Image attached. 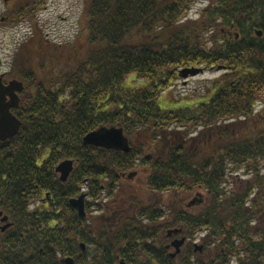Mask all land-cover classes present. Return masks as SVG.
<instances>
[{
	"label": "trees",
	"instance_id": "trees-1",
	"mask_svg": "<svg viewBox=\"0 0 264 264\" xmlns=\"http://www.w3.org/2000/svg\"><path fill=\"white\" fill-rule=\"evenodd\" d=\"M195 4L90 0L78 47L39 30L23 44L26 68L15 74L31 99L14 110L19 134L0 141V212L11 224L0 232V264H264V0H216L189 19ZM194 68L225 80L209 101L163 110L162 93ZM103 127L123 129L131 152L84 146ZM159 142L170 147L154 158ZM66 160L75 169L62 183L56 168ZM139 167L156 199L132 215L125 204L107 228L104 201ZM238 174L246 179L232 182ZM200 190L207 205L188 212L181 195ZM83 194L86 218L70 204ZM177 238L187 243L173 257Z\"/></svg>",
	"mask_w": 264,
	"mask_h": 264
},
{
	"label": "rangeland",
	"instance_id": "rangeland-1",
	"mask_svg": "<svg viewBox=\"0 0 264 264\" xmlns=\"http://www.w3.org/2000/svg\"><path fill=\"white\" fill-rule=\"evenodd\" d=\"M36 1L38 0H12V4L15 5V11L24 9L28 4H30L29 6L37 7V9H35L37 10L36 17L30 21L17 22L15 26L2 28L5 31H0V47L3 49L5 48L2 54L5 55L4 57L10 65L13 62L14 69H12V73L14 76H16L15 73L19 70L26 68L22 61L23 57L19 60L18 56L20 53H18L17 48L26 37L31 36L32 33L35 32L34 30H36V32L39 30L44 40H47L50 44L62 47L64 45L75 46L78 44V37H82L81 39L83 40L88 36V31H84L80 22L90 0H43V4H32ZM195 1L196 4L188 16L189 19L193 20L199 18V13L216 0ZM19 21H21V19ZM0 26L2 27L3 25ZM76 46L78 47V45ZM69 64H71V62H69ZM10 65H6L3 70L7 72ZM224 73L225 71L222 70H214L203 72L194 77L182 78L177 85L162 93V97L159 100L160 107L163 110L174 111L191 106L197 102L209 101L214 95L216 86H219L225 80ZM10 78L16 79V77ZM133 79L134 77H129L127 84H133ZM144 83L142 81H137L136 85H142ZM28 90V96H31V90ZM256 112L264 113V103L258 105ZM169 147L170 146L163 145L159 142L149 148L148 152H150V155L154 158H163ZM149 172L150 170L147 168H136L133 170V173L136 175L133 178L126 177L124 179L115 197L104 201L106 210L103 216L107 221V228L110 223L118 222L121 215L119 211H121L125 204L126 208H129L127 215H132L136 211L138 203L143 202L147 205L151 203L152 200L156 199V196L148 190L146 185V178ZM236 176L237 178L232 179V182L236 180L240 181L242 178L246 179V177H242L241 174ZM180 198L184 201V208L191 213H198L207 205V196L203 190L196 191L192 195H181ZM201 198L204 200L203 205L196 204L195 206L187 207L192 200ZM132 202L137 203L133 205ZM164 202L172 206L174 203L172 194H166ZM165 209L168 210L169 207L166 206ZM95 214V216L101 215L100 213ZM1 225H3V223L0 221V226ZM197 245H200L199 241ZM174 252L175 250L172 249L171 253Z\"/></svg>",
	"mask_w": 264,
	"mask_h": 264
},
{
	"label": "water",
	"instance_id": "water-1",
	"mask_svg": "<svg viewBox=\"0 0 264 264\" xmlns=\"http://www.w3.org/2000/svg\"><path fill=\"white\" fill-rule=\"evenodd\" d=\"M256 36L259 38L263 37L262 31H256ZM203 69H186L181 72L182 78H188L190 76L194 77L203 73ZM25 85L18 81L14 80L10 82L9 85L5 86L0 77V141L5 142L16 137L22 127V122L18 117L13 113V110H17L20 107V97L17 93L23 92ZM8 97L10 100L8 101ZM84 146H92L96 148H102L106 150H113L117 152L130 153L131 146L129 139L125 136L123 129L117 127H103L97 131L89 133L83 140ZM75 161L67 160L62 162L56 168V173L59 174L60 180L62 183H66L72 172L74 171ZM136 174H129V178H133ZM201 196V195H199ZM71 206L76 209L81 218H86V195H81L79 198L72 199L70 201ZM203 205L204 200L194 199L187 206ZM0 218L2 223H6L4 226H0V230L5 232L11 227L8 216H4L0 212ZM182 230H173L169 232V236L173 234L181 233ZM186 238L181 240H175L173 246L176 249V252L172 254L173 257H176L181 252V248L185 245ZM83 250L85 246L82 244ZM201 251L202 247H197ZM66 264H75L74 259L69 258L66 261ZM121 264H127L122 261Z\"/></svg>",
	"mask_w": 264,
	"mask_h": 264
},
{
	"label": "flooded vegetation",
	"instance_id": "flooded-vegetation-1",
	"mask_svg": "<svg viewBox=\"0 0 264 264\" xmlns=\"http://www.w3.org/2000/svg\"><path fill=\"white\" fill-rule=\"evenodd\" d=\"M36 3H39V2L36 1L35 3H32V4L36 5ZM29 5L30 4H28L27 7H25L24 9L15 11V5L12 4V0H0V25H3L2 27L0 26V31H5L2 28H5V27L10 28V26L11 27L15 26L17 24V22H19L20 19L22 20L23 18H25L26 15H28L34 7V6H29ZM31 36L26 37V39L22 43L19 44L17 51H19L22 48L23 44L26 43ZM4 49L2 47H0V77L2 78V82L5 86L9 85L10 82H12L14 80H18L25 85L24 91L21 93H17L18 96L20 97V105H21L22 103H26L31 99L30 96H28V91H29L28 89H30V88L22 80H19L17 78L16 79L10 78V77H16L12 73L13 72L12 69H14V65H13V62L10 65V63L6 61V59L4 57L5 55L2 54V51H4ZM6 65H10V68L7 69V72H6V70L5 71L3 70V68ZM9 100H10V98L8 97V101ZM13 113H14V111H13ZM0 232H2V230H0ZM168 235H169V233H168ZM173 236L174 235H171L170 238H172ZM174 242H175V239H172L171 242L167 245V250L169 251L171 256L173 254V253H171V250L172 249L175 250V247L173 246Z\"/></svg>",
	"mask_w": 264,
	"mask_h": 264
}]
</instances>
